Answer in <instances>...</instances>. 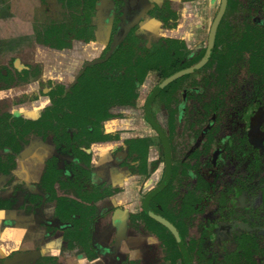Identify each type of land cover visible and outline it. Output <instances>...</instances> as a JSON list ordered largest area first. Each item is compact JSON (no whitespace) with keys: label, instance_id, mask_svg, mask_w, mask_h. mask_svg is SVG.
<instances>
[{"label":"flooded vegetation","instance_id":"af4514ba","mask_svg":"<svg viewBox=\"0 0 264 264\" xmlns=\"http://www.w3.org/2000/svg\"><path fill=\"white\" fill-rule=\"evenodd\" d=\"M263 1L227 0L209 55L221 0H95L34 66L0 59V91L54 86L0 100V264H264ZM102 81L105 106L80 109Z\"/></svg>","mask_w":264,"mask_h":264},{"label":"rangeland","instance_id":"374dc122","mask_svg":"<svg viewBox=\"0 0 264 264\" xmlns=\"http://www.w3.org/2000/svg\"><path fill=\"white\" fill-rule=\"evenodd\" d=\"M218 1L219 0H209L211 5L208 4V6L213 8L210 12L208 11L210 16L216 12ZM262 3H264V1ZM186 11H191L190 16H193L201 11V9L198 4H194L193 6L191 5V7L189 6ZM69 19L70 17L67 13V9L60 0H0V59L4 62L0 63H8L13 56H16L19 58L21 66H29L28 64L32 63L34 66L35 60L42 58L45 53L44 50L36 44L38 41L42 42V40L45 39L46 30L52 26L68 27ZM151 25L152 24L147 25L148 30H150ZM145 36L148 37L147 34ZM69 48H71V46H69ZM2 49L4 50L2 51ZM70 53H72V51H70ZM55 58H60V56H56ZM50 59H52L51 56L49 59H45V61ZM54 61L55 60H53L51 64L48 62L49 66L52 67L49 71L51 79H55L57 74L59 75V68L55 67ZM35 76L38 78H26L25 82L20 84L15 82L16 84H11V88L8 91H0V100L7 103L5 108L13 111L15 109L12 103L13 101L17 100L19 103H22L23 96L27 97L26 100H29L30 98L40 95L41 91L46 92L54 87L52 84L48 83L47 80L39 78L37 74ZM155 82V78H152L144 88V91L146 92L147 90L148 92L153 85H155ZM19 107L22 111H26H24V116L26 118H31L36 113L35 108H30L28 104H22V106ZM5 108L4 110H6ZM34 153L39 156L42 154L39 150H35ZM25 167L26 165H24V168ZM18 171L21 172L20 169H18ZM127 182L128 189L125 191L130 192V189H137L136 186H133V184L128 181V178L125 183L123 182L122 186H125Z\"/></svg>","mask_w":264,"mask_h":264},{"label":"trees","instance_id":"16d2710c","mask_svg":"<svg viewBox=\"0 0 264 264\" xmlns=\"http://www.w3.org/2000/svg\"><path fill=\"white\" fill-rule=\"evenodd\" d=\"M62 3H64L67 11L69 12V15L71 18H73V14L75 12H80L82 13L81 17L83 16L85 18V21H88V13L92 10L93 8V4L95 0H60ZM86 15V16H85ZM70 25H68V27H71V23H69ZM57 28H60L59 26H52L50 27V31L48 33L49 37H58V32L56 31ZM55 29V30H54ZM52 30V31H51ZM54 30V31H53ZM148 58V57H147ZM149 67L144 66L142 68V77L145 74V71L148 69ZM105 85V81L102 82H95V83H86L84 85V89L82 91L83 93V100L80 101V105L79 108L80 109H89L91 106V103H94L95 107H104L103 104L102 106L99 105L98 101H97V97L96 95L99 93V95H103V89H100V87H104ZM74 84H71L68 86L67 90H66V96L63 99V102L65 104V106L67 108L72 109V107L76 106V102L73 103L72 100V93L74 90ZM96 92V94H95ZM128 93L130 92L129 89L127 91ZM127 93V97H122L119 98L118 102L120 105H131V98H129ZM82 97V96H81ZM74 109V108H73ZM74 118V115H73ZM71 122V121H69Z\"/></svg>","mask_w":264,"mask_h":264},{"label":"water","instance_id":"95a60500","mask_svg":"<svg viewBox=\"0 0 264 264\" xmlns=\"http://www.w3.org/2000/svg\"><path fill=\"white\" fill-rule=\"evenodd\" d=\"M226 1H227V0H221L220 8H219L218 14H217V16H216V18H215V20H214L213 25H212L211 32H210V40H209L208 55H209V53H210V51H211L210 48H211V46H212V44H213V40H214V36H215V32H216V28H217V26H218V24H219V22H220V20H221V18H222V16H223L224 12H225ZM198 67H200V65H199ZM198 67H196V68H198ZM193 70H194V69H192V71H193ZM184 74H185V71H182V72H179V73H177V74L171 76L170 78L166 79L165 81H163V82H162V83H161V84H160V85L154 90V92L151 94V96H150V98H149V103L151 102V100L153 99V97L157 94V92L160 91L164 86H166L167 84H169L170 82H172L173 80L177 79L178 77H180V76H182V75H184ZM150 122L152 123V125L155 126L154 122H153L151 119H150ZM155 127H156V126H155ZM156 128H157V127H156ZM159 132H160L161 137H162V139H163V143H164L165 148L168 149V142H167L166 138L164 137L163 133H162L160 130H159ZM153 195H154V193L149 195V197H148L147 200H146V203L148 202V200H149ZM150 216L154 218L153 215L150 214ZM178 241H179V240H178ZM178 243H179V245H180L182 251H184V247H183L182 243H181L180 241H179ZM184 256H185V258H186V262H187V264H188V257H187V255H186L185 251H184Z\"/></svg>","mask_w":264,"mask_h":264}]
</instances>
